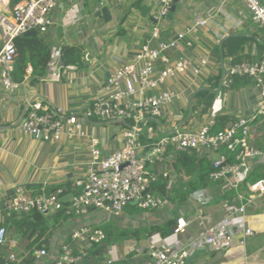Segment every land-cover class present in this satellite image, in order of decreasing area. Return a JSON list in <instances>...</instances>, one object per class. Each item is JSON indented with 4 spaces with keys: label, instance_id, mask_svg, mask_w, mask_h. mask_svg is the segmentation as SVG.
I'll use <instances>...</instances> for the list:
<instances>
[{
    "label": "crops",
    "instance_id": "crops-1",
    "mask_svg": "<svg viewBox=\"0 0 264 264\" xmlns=\"http://www.w3.org/2000/svg\"><path fill=\"white\" fill-rule=\"evenodd\" d=\"M147 2L148 0H130L122 3L120 13L117 12L116 19L113 16L110 22H105L101 15L96 14L104 7L103 0H63L53 10L52 16L56 23L47 32H39L52 52L46 75L37 83H32L30 80L22 83L13 93L4 92L0 88V125L14 122L24 104L38 93L50 102L49 104L40 100L45 109L56 112L61 118L77 116L81 130L74 136L63 133L54 143L44 140L36 141L29 136H24L19 133L18 127L0 131V217L3 214L1 206L5 200L14 196L20 188L36 192L39 188L47 190L67 184L75 185L74 181L85 176L90 168L92 137L99 138L101 147L106 153L121 146L123 128L108 132L106 125L111 120L87 118L84 115V103L99 84L140 53L145 38L150 35L156 23L151 19L155 8L154 2L150 6L151 10L146 7ZM194 4L195 6L188 12L185 10V5H177L172 17H166L161 21L160 38L166 40L174 33L183 31L188 25L193 24L196 14L211 16L210 26L200 27L195 35L188 37L192 46L179 42L175 48L169 50V53L176 57L184 55L196 59L200 54L211 52L218 59L203 71L198 81H195L192 74L188 72L177 80H168L161 86V89L181 90L182 97L173 106L177 112L174 120L150 121L148 127L153 126L155 134L151 136L154 138L158 137L160 132L169 131L175 126L186 127L189 123L190 125L186 128L197 124L199 127L212 118L216 119L219 115L225 114L231 117L227 125L232 120H238L240 116L252 117L257 113L256 100L247 96L246 93V88L252 84L251 79L239 86H232L233 82L227 83L225 70L234 60L232 56H223L222 43L232 35L246 36L248 40L244 50L235 51V55L242 53V60L247 59L244 57L248 54L252 56V59L264 58L262 28L252 21L240 0H197ZM9 5L10 0H8ZM110 11L114 15L111 8ZM119 15L121 18L125 16L126 21L121 31L119 30L121 18L119 22H116ZM239 19H243V23L238 29L223 32V27L232 26ZM217 31L219 36L216 35ZM69 44L84 47L87 63L83 68L63 64L59 53L63 46ZM29 67L32 69L31 66ZM201 90L214 94L206 113H202L204 105H198L197 94ZM146 132L145 130V134ZM250 143L264 150L263 115H257L250 122ZM207 155L214 161L219 158L220 151H212ZM248 163L249 175L254 171L259 174L264 173L263 159H250ZM174 177L181 179L179 175ZM233 187L229 177V180H221L220 184L205 187L210 193V199L200 200V197L194 196L182 205L176 206L174 214L178 219H183L181 229L169 237L163 238L159 233H155L147 239H127L121 244L107 246L105 260L98 261L96 257L89 256L77 264H108L107 260L110 258L113 260L111 264H116L119 260H126L128 264H139L147 257L150 248L166 244L177 246L189 236L198 237L226 214L247 202L246 198H241L238 193L234 198L237 204L218 203L224 190ZM53 216V214L47 216L49 236H42L36 244L44 242L43 247L51 255L61 248V244L68 245L74 251L76 246L71 241V234L85 223L87 218L72 216L67 221L56 223ZM169 216L170 212L163 208L144 212L141 216L134 218H130L126 212L119 217H122L125 223L132 222L134 227H140L147 223L162 222ZM91 218L92 221L97 222L105 220L104 217H99V213H95ZM233 221L234 234L229 248L217 252L205 247L194 249L187 264H258L264 261L262 249L264 247V195L257 196L247 203L244 214H233ZM245 225L254 231V235L249 238L246 245H243L241 240ZM7 226L9 232L12 228H16L10 224ZM37 235L29 237L23 231L13 235L17 240L15 252L19 264L25 256L43 248L32 243ZM30 264H44V261L33 257Z\"/></svg>",
    "mask_w": 264,
    "mask_h": 264
},
{
    "label": "built area",
    "instance_id": "built-area-1",
    "mask_svg": "<svg viewBox=\"0 0 264 264\" xmlns=\"http://www.w3.org/2000/svg\"><path fill=\"white\" fill-rule=\"evenodd\" d=\"M62 1L21 0L14 6H8V0H0V88L4 92H15L22 83L30 80L32 72L28 67L22 82L13 80L17 55L15 39L31 31L47 32L56 23L52 12ZM128 1L130 0H103V6H109L113 10V17L120 11V5ZM240 1L252 21L264 33V0ZM173 3L174 0L154 1L156 10L152 17L157 22L150 35L145 38L140 53L116 69L85 100L84 115L87 118L124 119L131 127H123L121 146L109 153L104 152L99 138H91L90 168L85 176L74 181L82 189L81 193L67 192L63 188H57L50 193L42 189L36 193L35 190L26 191L20 188L14 196L5 200L4 206L8 212L28 213L36 210L49 214L63 209L71 216L87 218L71 234V241L79 253L76 254L68 245L61 244V248L52 255L44 247L36 250V260H42L44 264H77L84 260L91 244L104 239L102 230L92 226L97 222L91 218L95 213L102 214L105 219L117 218L134 199L137 201L134 205L145 212L162 208L173 210L175 205L170 199L151 191V187L162 177L168 180V187L178 180L174 177L178 174L174 172L172 163L181 151L197 150L204 154L220 151L219 158L213 161L210 179L216 182L229 180L231 177L234 188L244 184L245 189L240 192V197L246 198L247 202L226 214L198 237L189 236L177 246L166 244L150 248L147 257L139 264H187L194 249L205 247L217 252L229 248L234 234L233 214H244L247 203L264 195V175L249 179L248 163L250 159L264 160V150L250 143V122L257 115L264 116V58L230 62L225 70L228 84L235 77L246 76L251 79L252 84L246 88V93L256 100L257 113L252 117L240 116L238 120L230 121L220 130L215 129L216 119L212 118L199 127L198 124L190 128L175 126L169 131L160 132L155 138L149 134L147 127L151 120H174L177 112L173 106L182 97L181 90L161 89V86L188 72L198 81L203 71L218 59L211 52L200 54L196 59L184 55L176 57L169 53L179 42L192 46L188 37L195 35L198 28L210 26L212 23L211 16L196 14L192 25L174 33L171 38L162 40L161 21L167 17ZM119 18L121 15L116 22H119ZM242 23L243 19H239L232 26L223 27V32L238 29ZM216 35L219 36L218 31ZM143 125L144 130L139 132ZM17 127L24 136L52 143L58 141L63 133L74 136L81 130L77 116L61 118L56 112L45 109L40 100L30 105ZM158 128L160 130V124ZM141 135L148 140L146 143L142 141ZM223 148L235 154L236 163L226 162ZM194 196L200 197V200L211 198L205 188L196 191L191 197ZM182 220L178 219L175 233L181 229ZM0 222V246L9 248L8 263L17 261V240L10 235L3 214ZM243 234L241 244L246 245L254 231L245 225ZM112 262V258L107 260L108 264ZM258 264H264V261Z\"/></svg>",
    "mask_w": 264,
    "mask_h": 264
},
{
    "label": "trees",
    "instance_id": "trees-1",
    "mask_svg": "<svg viewBox=\"0 0 264 264\" xmlns=\"http://www.w3.org/2000/svg\"><path fill=\"white\" fill-rule=\"evenodd\" d=\"M21 0H10V5L14 6ZM125 16L121 18L119 29L123 30V24H125ZM248 38L241 35H232L227 37L222 43L223 56H232L234 62H240L243 59V54L235 55V51H243L244 45ZM15 44L17 48V55L14 63V70L12 73L13 80L16 82H22L24 76L27 73L29 66L32 67V72L30 74V81L32 83H37L38 80L46 75V68L51 61L52 52L45 40L40 36L39 32L36 35L24 34L15 39ZM262 44V43H261ZM264 46V44H263ZM260 50V49H259ZM251 55H246L244 58L252 59ZM61 60L65 66L74 65L77 68H83L87 63V57L83 46L80 45H65L61 49ZM219 77V76H218ZM249 78L246 76L235 77L232 86H239L244 83L249 82ZM198 105H204L203 112L206 113L210 107L214 94L201 90L198 94ZM49 110V109H48ZM50 111V110H49ZM229 115H219L216 117L215 129H223L226 123L230 120ZM121 124V123H118ZM125 127V126H123ZM142 141L145 140V136L141 135ZM227 157L226 162L236 163L235 154L227 150L222 149ZM174 172L181 176L182 179H178L176 182L172 183L168 187V180L166 178H160V180L154 183L151 187V191L158 193L161 196L168 197L170 201L176 206L182 205L186 202L193 193L196 191L221 183L220 181H212L210 179V172L213 170V161L207 155L197 150L191 151H181L177 154L175 161L172 163ZM264 173L259 174V172L254 171L250 173L249 179L255 176H263ZM183 177H186L184 179ZM69 192L72 191L75 194L81 193L82 189L76 185H62V188ZM59 187H53L45 190L47 193L55 191ZM245 189L244 184H240L237 188H228L224 190L222 195L219 197L218 203H226L228 205L237 204L234 198ZM41 188L36 190V193L41 192ZM175 208L173 210H167L170 212V216L167 217L162 222L158 223H147L140 227H129L127 225L122 226L124 219L122 217H117L113 219H105L100 222L94 223L92 226L94 229H100L104 233V239L101 242H93L88 248V255L94 256L98 261L106 259V248L108 244H121L127 239H147L155 233H159L163 238L169 237L175 233L178 227V217L174 214ZM2 213L4 215L5 224H10L12 228L10 235H15L16 232L23 231L24 234L29 237H33L38 234L35 240L32 242L37 245V247H43L45 244H36L39 238L42 236H49V226H48V215L53 214V218L56 223L67 221L72 216L67 214L65 210H58L49 214H44L42 212L32 210L28 213H21L17 211L8 212L5 209L4 203L1 206ZM163 209V208H162ZM150 210V211H157ZM126 214L131 218L141 216L143 211L138 208L137 205L129 204L125 208ZM128 217V218H129ZM128 220V219H125ZM60 222V223H61ZM2 223L0 222V226ZM9 253V248L7 246H0V264H6L7 256ZM74 253H79L77 248L74 249ZM35 255L31 254L25 256L20 264H30L33 261ZM86 257V258H87ZM8 264H19L17 261L9 262ZM116 264H128L126 260H119Z\"/></svg>",
    "mask_w": 264,
    "mask_h": 264
},
{
    "label": "water",
    "instance_id": "water-1",
    "mask_svg": "<svg viewBox=\"0 0 264 264\" xmlns=\"http://www.w3.org/2000/svg\"><path fill=\"white\" fill-rule=\"evenodd\" d=\"M179 3V0H174V3L173 5L171 6L170 10H169V13L167 15L168 18H171L172 15L174 14L176 8H177V5ZM97 15H101L104 19L105 22H110L112 20V14H111V11H110V8L108 6H104L102 7L101 9H99L96 13ZM151 19L154 21V22H157V19L154 18V17H151ZM27 34L29 35H36L37 34V31H31V32H28ZM36 100H42V101H46L47 103L50 104V102L43 96H40L38 93L33 95L26 104H24L18 118L12 122L11 124H7V125H0V131H4V130H8V129H11L13 127H17L19 125V123L22 121V119L24 118L25 114L27 113L30 105L36 101ZM110 123H121L122 125L124 126H127V127H131V125L129 123H127L124 119H113L110 121ZM144 130V125L142 126L141 130L139 132H142ZM131 204H136L137 201L134 199V200H131L130 202Z\"/></svg>",
    "mask_w": 264,
    "mask_h": 264
},
{
    "label": "rangeland",
    "instance_id": "rangeland-1",
    "mask_svg": "<svg viewBox=\"0 0 264 264\" xmlns=\"http://www.w3.org/2000/svg\"><path fill=\"white\" fill-rule=\"evenodd\" d=\"M195 1H197V0H179V4L178 5H185V10L188 12V11H190L191 10V8L193 7V6H195V4H194V2ZM203 1V0H202ZM152 2H154V0H148V2H147V6L146 7H148V9H152L150 6H151V4H152ZM155 10H156V8H154V12H155ZM190 124L188 123L187 124V126H189ZM186 126V127H187ZM185 127V128H186ZM106 128H107V130H108V132H113V131H115V130H120V129H122L123 128V125H121V124H118V123H108L107 125H106ZM148 129H149V131H150V135H154L155 134V132H154V128H153V126H149L148 127ZM99 217H104L102 214H99ZM124 221H122L121 223H123ZM123 224H125V225H127V226H129V227H133L134 226V224L132 223V222H128V223H123ZM111 245H113V244H108L107 246H111ZM115 245V244H114Z\"/></svg>",
    "mask_w": 264,
    "mask_h": 264
}]
</instances>
